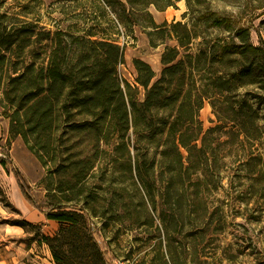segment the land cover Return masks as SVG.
I'll return each instance as SVG.
<instances>
[{"label": "rangeland", "instance_id": "obj_1", "mask_svg": "<svg viewBox=\"0 0 264 264\" xmlns=\"http://www.w3.org/2000/svg\"><path fill=\"white\" fill-rule=\"evenodd\" d=\"M171 2L163 10L148 6L158 24L188 22L190 3L196 10L192 15L209 10L232 15L250 26L253 45L264 44V0ZM89 5L87 0H0L10 26L25 24L32 29L28 52L38 61L50 46L49 32L76 33L90 24L80 19ZM140 8L143 5L135 4L139 16ZM117 38L125 49L124 61L116 66L119 82L125 90L129 83L143 103L147 92L137 82L134 59L149 63L156 81L164 67L162 53L177 41L167 36L165 43L153 47L138 25L131 34L121 27ZM65 40L67 49L77 53L79 48ZM237 58L240 61L232 59L224 67L227 80L231 79L229 89L205 100L199 111L201 134L191 157L194 173L179 167L170 170L176 149L168 135L160 133L163 113L152 119L148 113L152 128L139 134L131 129L122 138L115 126L100 132L94 116L82 112L84 107L64 103L57 107L51 126L30 133L28 145L21 135L8 143L10 119L0 105V158L15 163L45 210L40 212L24 198L11 165L8 169L0 160V264H57L46 237L59 235L55 248L68 254L65 261L80 264L77 257L90 248H85L89 241L81 240L79 233L84 228L90 234V226L105 254L98 264L255 262L264 253V86L252 82V76L242 81L234 76L237 65L245 61ZM187 120L192 130H199L198 123ZM50 204L87 208L66 209L84 214L79 225L69 230V223L49 217Z\"/></svg>", "mask_w": 264, "mask_h": 264}, {"label": "trees", "instance_id": "obj_2", "mask_svg": "<svg viewBox=\"0 0 264 264\" xmlns=\"http://www.w3.org/2000/svg\"><path fill=\"white\" fill-rule=\"evenodd\" d=\"M87 1L90 5L84 6L80 19L90 24L79 28L76 33L57 30L52 35L49 32L50 46L41 61L30 57L28 52L32 45V29L25 24L13 28L7 23V12L0 10V105L4 109L2 114L10 119L8 143L21 135L29 145L30 133L37 132L45 125L51 126L57 107L64 103L84 107L82 112L94 116L100 132L115 126V131L122 138L131 129L134 134H139L152 128L148 113L151 119L163 113L159 118L160 133L162 136L167 134L176 149L175 164L169 166L170 170L179 167L180 170L194 173L196 168L192 166L191 157L196 148L194 142L201 134L200 109L205 100L223 95L229 89L231 79L227 80L224 67L227 61L237 60L239 56L245 61L237 65L234 76L239 81L252 76V82H263L264 86V44L253 45L250 26L235 21L232 15L212 10L192 15L196 10L190 3L188 22L165 21L158 24L148 6L154 4L163 10L173 5L172 0L164 4L155 0ZM138 2L143 5L140 8L143 12L141 16L135 12ZM137 25L147 32L153 47L165 43L167 36L177 41L176 45L167 46L162 53L164 67L156 81L154 78L157 74L152 66L139 58L134 59L138 71L137 82L147 92L143 103L138 102L129 83L125 85L126 90L122 88L116 72L117 64L125 59V49L117 38L120 28H125L131 34ZM63 37L79 48L77 53L73 55L67 49V40ZM198 39L201 40L196 42ZM195 45L199 46L196 50ZM212 105L215 109L213 101ZM188 112L189 118H186ZM187 119L198 123L199 130H192L191 125L186 123ZM183 150L187 153L186 157ZM0 160L7 168L8 163L11 165L24 198L34 208L45 212L15 163L9 157ZM137 162V169L141 172V162ZM79 176L78 172L73 177L77 180ZM79 205L50 204L48 207L53 212L49 217L65 221L69 223V230L74 229L79 225V218L84 219V214L66 209L73 207L84 211L87 208ZM83 223L87 225L88 220ZM82 229L80 239L89 241L85 248H90V251L77 257L80 264L104 261V251L95 239L91 226L88 227L90 234ZM60 236L54 239L46 237L56 263L75 264L74 260L65 261L63 256L70 258L68 254L55 248L54 241H60ZM259 255L251 264H264V253Z\"/></svg>", "mask_w": 264, "mask_h": 264}, {"label": "crops", "instance_id": "obj_3", "mask_svg": "<svg viewBox=\"0 0 264 264\" xmlns=\"http://www.w3.org/2000/svg\"><path fill=\"white\" fill-rule=\"evenodd\" d=\"M1 123L4 125V128H5V125H7L6 120L1 121Z\"/></svg>", "mask_w": 264, "mask_h": 264}]
</instances>
